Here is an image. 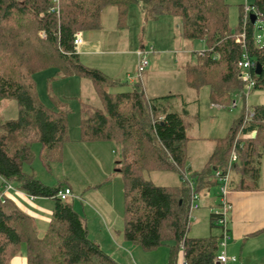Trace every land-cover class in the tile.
Masks as SVG:
<instances>
[{
    "label": "trees",
    "instance_id": "obj_1",
    "mask_svg": "<svg viewBox=\"0 0 264 264\" xmlns=\"http://www.w3.org/2000/svg\"><path fill=\"white\" fill-rule=\"evenodd\" d=\"M54 2L0 0V98L14 100L19 106L17 118L0 117L3 187L6 182L16 183L17 189L34 198L55 200L48 228L41 236L34 217L3 195L4 188L0 189V264H11L24 244L28 264H120L90 238L87 220L75 209L74 201L57 196L62 185L50 186L24 169L34 160L32 146L36 142L41 144L40 158L49 170L52 163L63 160L64 146L71 140L72 110L52 94L51 88L54 80L70 76L90 79L102 102L101 106H93L81 101V139L111 141L118 147V171L124 184L125 238L146 251L167 245L171 264H176L180 252L184 254V264L215 263L219 238L188 235L189 185L185 181L177 187L156 185L144 175L147 170L183 172L187 167L189 137L184 116L189 111L184 107L179 113L166 105L172 97L183 95L169 93L149 98L141 84L128 91H110L119 81L85 64L75 49L74 38L78 31L100 29L102 11L110 5L118 7L121 27L127 24L129 9L136 3L149 8L152 19L177 16L183 39L201 40L207 46L191 53L195 61L185 68L188 85L198 90L208 86L214 104L230 107L233 92L244 87L238 78V61L245 51L262 65L261 74L256 69L253 73L256 87L264 86V41L258 43L255 34V22L259 19L264 24V0L251 4L252 13L257 14L254 23H244L245 6L241 8L235 30L229 25L226 0H59V10L52 12ZM40 31L45 32V38H39ZM243 33L244 40L238 41ZM50 68L57 70L48 79L52 106L41 99L35 79L38 72ZM253 112L250 119L243 114L228 137L216 140L203 170L193 173L198 191L218 184L215 170H227L234 149L238 160L232 173L239 178L231 179L230 187L259 189L264 157V104L255 106Z\"/></svg>",
    "mask_w": 264,
    "mask_h": 264
},
{
    "label": "rangeland",
    "instance_id": "obj_2",
    "mask_svg": "<svg viewBox=\"0 0 264 264\" xmlns=\"http://www.w3.org/2000/svg\"><path fill=\"white\" fill-rule=\"evenodd\" d=\"M254 1L255 0H226L229 6V25L233 30L239 26L241 8L246 5H251ZM147 10L149 11V8H147ZM261 26L262 24H260L259 20L255 22L256 36H264V29ZM118 30L122 36V45H124L129 52L116 56L121 67L117 68L115 66L112 73L115 75V79L122 83L112 87L110 91H128L133 89L135 85L141 84L142 90L149 98L154 97L152 93H159V95H163L162 93L167 95L170 91L171 93H181L183 97H172L166 102V105H168L172 111L179 113L183 112L184 107L189 111V114L184 116L188 124L187 134L189 140L187 142V155L188 164L190 161L193 164L194 170H200V168L207 164L215 148L216 140L228 137L231 132V127L236 124L243 114H252L255 106L264 104V86L254 87L248 90L244 85L243 89L235 90L232 94L231 102L235 101L237 106L230 108L220 104H214L208 86H204L198 90L188 85L185 68L188 64H192L195 61L193 55H191L192 50L193 48L198 51L204 50L207 46L205 42L201 40L189 41L183 39L179 31L178 17L160 18L157 21L151 18H130L129 26ZM38 36L42 39L45 38L42 36V31L38 32ZM263 41L262 39L261 43ZM152 45L156 50L148 53L149 66L147 67V71L151 69V72L149 73L150 84L149 88H147L148 84H146L145 79L146 72L144 71L142 73V77L138 76L137 51L144 47H151ZM192 57L194 59L193 61ZM56 71V69L50 68L40 71L35 75L38 92L41 99L46 104L52 103L49 96L48 79L51 76H55L57 73ZM128 74L132 77L136 76L135 83H130L131 81L129 80ZM51 90L53 95L64 100L66 105L71 108L72 111L69 119L70 134L72 137L74 134L77 137L80 132L81 101L88 102L93 106L102 105L95 87L83 84L79 81V77L70 76L65 79L61 77L54 80ZM18 116V103L14 100L0 98V117L3 119H14ZM241 136L242 134H240V137ZM111 144L112 149H114V169L116 168V170H118L121 165L119 150L113 142ZM32 151L34 153V160L32 163H28L24 166L25 171L28 173H35L34 175L50 186L70 184L74 187L75 191L79 192L81 187L89 183V180L93 181L91 174H87V172H89L87 168L82 166L81 169L78 168L77 170L86 174H73L72 167L75 164L71 162L72 160H69L67 156H64L61 162L52 163L51 169L49 170L41 161V144L39 142L33 144ZM118 161L120 162L118 163ZM187 169L188 167L185 169L187 176H185L180 169L147 170L144 172V175L156 185L177 187L184 181L188 184L190 181L196 186V178ZM261 174H263V179L259 181V183L261 187H264V157L262 159ZM73 178H75V180ZM93 183L96 185L101 184V193L107 197L112 194L114 195L120 213V220L124 223L125 203L122 174H113L112 177L103 183ZM15 184L16 183H11L12 188L7 191L8 197H10V193L18 191ZM1 187L2 179L0 176V188ZM209 191L210 193L207 194L205 188H203V194L201 195L200 193V195L201 197L207 196V198L210 199L215 198L216 201L213 207L215 206L216 209L213 212H219L221 205L217 197L220 192V186L214 184L209 188ZM80 198L81 196L79 195L78 198L74 200L69 198L68 201H75L79 204V202H81ZM208 208L207 212L209 213L207 218L209 222H211L212 211H210V206ZM199 210L200 208L192 211V217L189 222L191 228L188 231L190 236L193 234L203 236L210 235L209 227L211 223L208 224V228L205 226L203 228L201 227V230H198L197 224L199 220L196 218ZM216 225L218 224L216 223ZM46 230L47 226L45 230H40L39 234L41 236L44 235ZM220 230L222 232V229ZM221 235L222 233L219 235L220 238ZM169 244H171V242ZM139 248L143 250L147 256H152L153 259H156L161 256V252H165L169 247L163 245L156 251H146L141 246Z\"/></svg>",
    "mask_w": 264,
    "mask_h": 264
},
{
    "label": "crops",
    "instance_id": "obj_3",
    "mask_svg": "<svg viewBox=\"0 0 264 264\" xmlns=\"http://www.w3.org/2000/svg\"><path fill=\"white\" fill-rule=\"evenodd\" d=\"M175 17L177 16L162 15L158 19H152L150 11H148L143 4L136 3L129 9L127 24L121 27L119 25L118 7L115 5L107 6L102 11V27L100 29L81 31L83 43L78 49L80 58L85 64L99 68L107 75L115 79L116 77L112 73V70L115 66L117 68L121 67V64L119 63V60H117L118 58L116 59V56L129 52L126 47L122 45V36L118 32V29L129 26L130 18H151L152 20L157 21L160 18ZM154 50H156L155 47ZM192 51L198 50L193 48ZM193 57L192 61L195 59V57L194 59ZM145 72L146 84H148V87L147 85L146 87L149 88V73L151 72V69L147 71L146 68ZM79 81L88 86H94L93 82L88 78L79 77ZM119 83L122 82L119 81ZM130 83H135V78ZM152 94L154 97L162 96L159 95V93ZM162 94L166 95L165 93ZM47 105L52 106L53 104L51 103ZM70 137L71 140L64 146V156H67L69 160H72L71 162L75 164L72 167L73 174H86L77 170L78 168L81 169L82 166L87 168L89 171L87 174H91L93 181L89 180V183H87L84 187H81L79 192L75 191L74 187L70 184L62 186H69L73 189L75 197L72 199L78 198L79 195L81 196V202L78 204V202L76 203L74 201V206L75 209L86 218L90 238L95 240L104 252L111 255L120 264H162L168 262L170 260L169 248L165 252H161V256L159 258L153 259L152 256H147L143 250L139 248V245L128 241L125 238L123 233L124 223L120 220V213L114 195L112 194L107 197L101 193V184L96 185L93 183H103L112 177L113 174H120L116 168L114 169V149H112V142L84 141L81 139L80 132L77 137L75 134L73 137L70 134ZM187 167V170L192 174L200 172L204 168L202 167L200 170H194L193 164L190 161L189 164H187ZM237 178H239V176L232 173L233 181H236L234 179ZM73 179L75 180V178ZM262 179L263 174L260 176V181ZM209 188L210 187L205 188V192L207 194L210 193ZM0 189H3V179L2 187ZM198 192L199 194L201 193V195L203 194L202 190ZM9 195L22 210L34 217L39 232L40 230H45L46 226L48 228L55 204V200L53 198H32L30 195L19 189ZM201 195L200 207H198L200 210L196 218L199 220L197 226L198 230H201V227L203 228L207 226L208 228V224L211 223V226L209 227L210 235L203 236L193 234L191 237L216 236L220 240L219 235L222 233L220 230L221 227L216 225L215 218L212 217L215 213L213 211L216 209L215 206L213 207L216 199H210L207 198V196L201 197ZM219 195L220 192L217 197L218 201H220ZM6 196L8 197V192ZM229 200L231 203V209L228 213V225L231 236L227 242L226 254L230 259L226 262V264H264V187H261L260 185L258 190L253 191L237 190L231 187ZM209 206L211 208L210 211H212L211 222H209L207 218L209 213L207 212V208ZM190 228L191 226L189 229ZM221 250L222 248L220 247L218 254ZM232 257H235L236 259L233 260L231 259ZM184 260V254L183 252H180L176 264H184ZM11 264H28L25 244L22 248V252L11 260ZM212 264H220V262L216 260V262Z\"/></svg>",
    "mask_w": 264,
    "mask_h": 264
},
{
    "label": "built area",
    "instance_id": "obj_4",
    "mask_svg": "<svg viewBox=\"0 0 264 264\" xmlns=\"http://www.w3.org/2000/svg\"><path fill=\"white\" fill-rule=\"evenodd\" d=\"M54 1H55L54 2L55 4L51 8L52 12H56L59 10V6H58L59 0H54ZM244 13L245 14L243 16V20H244V23H247L249 20H251L250 14L252 13V6L246 5ZM260 24H262L261 27L264 29V24L262 21H260ZM42 36L46 37L45 32H42ZM244 38H245V34L243 33L242 36L237 38V40L243 41ZM263 38L264 36L262 35L256 36V40L258 43H261V40ZM82 43H83L82 34H81V31H78L75 34V38H74V45H75V49L77 50V52H78L79 47L82 45ZM152 51H154L153 46L144 47L138 51L139 60H138L137 72H138L139 77L142 76V73L145 71V69L149 65L148 53ZM238 68L240 69L238 78L244 83L246 88H248V90H251L252 88L256 87L257 79L253 73V71L256 69V62L248 54V52L245 51L243 53L241 59L238 61ZM128 77L130 81L136 78V76L132 77L131 75H128ZM235 106H237V103L234 101L232 102L230 108H234ZM253 113L254 112H252V114L246 115V119H250L253 116ZM237 160H238V154L236 150L234 149L232 152L227 170L226 171H223L221 169L215 170V177L218 181V185L220 186L219 199H220L221 209L219 212H216L215 214V222L222 229V235L219 240V245L222 248V250L217 256V261H219L220 264H226V262L230 259L228 255L226 254L227 242L231 236L229 225H228V213H229V210L231 209V203L229 200V192L231 188L230 185H231V178H232V166ZM183 174L187 176L185 171H183ZM188 185L191 191V202H190V212H189V219H191L192 211L200 206V194L196 190V186L192 182L189 181ZM4 186H5L4 191L2 194L6 195L7 191L11 189L12 186H11V183H8V182H6ZM57 196L62 200H68L69 198L75 197L73 189L69 186H65L62 189H60ZM31 197L34 198L33 196ZM231 259L235 260L236 258L232 257ZM184 263H185V260H184ZM164 264H171V263L166 262Z\"/></svg>",
    "mask_w": 264,
    "mask_h": 264
},
{
    "label": "water",
    "instance_id": "obj_5",
    "mask_svg": "<svg viewBox=\"0 0 264 264\" xmlns=\"http://www.w3.org/2000/svg\"><path fill=\"white\" fill-rule=\"evenodd\" d=\"M250 18H251L252 23H254L256 21V19H257V14L256 13H251L250 14ZM261 72H262V65L258 62L256 64V73L259 75V74H261Z\"/></svg>",
    "mask_w": 264,
    "mask_h": 264
}]
</instances>
